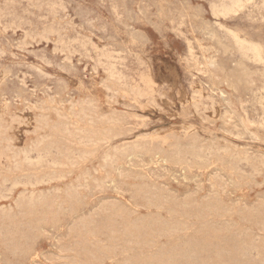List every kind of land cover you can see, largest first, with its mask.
<instances>
[{"label":"rangeland","instance_id":"rangeland-1","mask_svg":"<svg viewBox=\"0 0 264 264\" xmlns=\"http://www.w3.org/2000/svg\"><path fill=\"white\" fill-rule=\"evenodd\" d=\"M235 1L0 0V264H264V0Z\"/></svg>","mask_w":264,"mask_h":264},{"label":"bare ground","instance_id":"bare-ground-1","mask_svg":"<svg viewBox=\"0 0 264 264\" xmlns=\"http://www.w3.org/2000/svg\"><path fill=\"white\" fill-rule=\"evenodd\" d=\"M234 1H235V0H234ZM236 1H237V0H236ZM236 1H235V2H236ZM238 1H239V0H238ZM229 2H230V1H229ZM232 2H233V1H232ZM239 2H241V1H239ZM246 2H247V1H246ZM246 2L244 1V2H243V5H244V3H246ZM248 2H249V0H248ZM262 2H263V1H262ZM223 4H224V3H223ZM225 4H226L225 7H227V2H225ZM235 4H236V3H235ZM54 5H55V4H54ZM213 5H214V2H213ZM213 5H212V6H213ZM215 5H216V3H215ZM217 5H218V4H217ZM236 5H237V4H236ZM230 6L232 7V5H230ZM230 6H229V7H230ZM234 6H235V5H234ZM234 6H233V7H234ZM238 6H239V5H238ZM214 7L217 8V10H218V7H217V6H214ZM220 7H221V9H224V8H225L224 5H223V7H224V8H223V7L221 6V4H220ZM235 7H237V6H235ZM242 7H245V6H241V7H239V8H242ZM212 8H213V7H212ZM221 9H220V11H221ZM230 9H231V8H229V10H230ZM233 9H234V8H233ZM214 10H215V9H214ZM217 10H216V13H215V14H216V15H219V14L217 13V12H219V10H218V11H217ZM225 10H227V9H225ZM225 10H224V11L222 10V13H220V14H221V15L224 14V13H225ZM229 10H228V11H229ZM238 10H239V9H238ZM212 11H213V9H212ZM228 11H226V12H228ZM223 12H224V13H223ZM9 14H10V13H9ZM213 14H214V13H213ZM215 14H214V15H215ZM228 14H230V12H229ZM228 14H226V16H228ZM231 14H233V12H232ZM221 15H220V16H221ZM224 16H225V14H224ZM224 16H223V17H224ZM39 18H40V17H39ZM88 20H89V19H88ZM87 23H88V22H87ZM12 26H13V25H12ZM49 31H50V30H49ZM227 32H228V30H227ZM232 32H233V31H232ZM234 33H235V32H234ZM48 34H49V33H48ZM91 34H92V33H91ZM226 34H227V33H226ZM229 34H230V32H229ZM231 34H232V33H231ZM39 35H40V34H39ZM234 35H235V34H234ZM234 35H233V36H234ZM231 36H232V35H231ZM42 37H44V36H42ZM226 37H227V36H226ZM235 37H236V36H235ZM235 37H234V39H235ZM237 37H238V35H237ZM224 38H225V37H224ZM224 38H223V39H224ZM238 38H240V37H238ZM23 39H24V38H23ZM230 40L232 41V40H233V37H232V39H230ZM230 40H229V41H230ZM245 40H246V39H245ZM68 41H69V40H68ZM234 41L237 43L236 40H234ZM239 41H240V40H238V43H239ZM242 41H243V38H242ZM74 42H76V41H74ZM240 42H241V41H240ZM245 42L248 43L249 41H245ZM242 43H243V42H242ZM242 43H239V44L242 45ZM234 44H235V43H234ZM244 44H246V43H244ZM250 44H251V43H250ZM250 44H249V45H250ZM253 44H254V43L252 42V45H253ZM249 45H246V46H245L246 49H249V48H250ZM235 46H236V45H235ZM237 46H238V45H237ZM247 46H248V47H247ZM258 46H259V45H258ZM103 47H104V46H103ZM238 47H239V46H238ZM251 47H252V46H251ZM255 47L257 48V46H255ZM240 48H241V46H240ZM260 48H261V47H260ZM262 48H263V47H262ZM262 48H261V49H262ZM238 49H239V48H238ZM246 49H245V50H246ZM250 49H252V48H250ZM261 49H259V51H260ZM239 50H240V49H239ZM26 51H27V50H26ZM52 51H53V50H52ZM241 51H242V53H243L244 50L241 49ZM257 51H258L257 49H254V50H253V52H254V54L257 56V58H261V57H258V56H259V53H258ZM261 51H263V50H261ZM261 51H260V52H261ZM61 52H62V51H61ZM250 52H251V50H250ZM250 52H248V53H250ZM244 54H247V53L244 52V53L241 54V55H244ZM262 55H264V53H262ZM66 56H67V55H66ZM246 56H247V55H246ZM246 56H245V57H246ZM253 56H254V55H253ZM249 57L251 58V56H249ZM254 57H255V56H254ZM215 58H216V57H215ZM255 59H256V58H255ZM262 59H263V58H262ZM67 60H68V59H67ZM245 60H246V59H245ZM248 60H249V58H248ZM248 60H246V61H248ZM252 60H253V59H252ZM252 60H251V61H252ZM249 61H250V60H249ZM256 61H257V59H256ZM261 61H262V60H261ZM261 61L259 60V62H261ZM254 62H255V61H254ZM259 62H258V63H259ZM252 63H253V62H252ZM111 65H112V64H111ZM110 68H111V67H110ZM60 69H62V68H60ZM202 70H204V69H202ZM263 70H264V69H263ZM257 71H258V70H257ZM206 73H207V72H206ZM210 73H211V71H210ZM259 73H260V72H259ZM45 74H46V73H45ZM211 75H212V74H211ZM47 76H48V75H47ZM110 76H111V75H110ZM114 76H115V75H114ZM262 76H263V78H264V75H262ZM111 77H112V76H111ZM260 77H261V75H260ZM261 78H262V77H261ZM117 81H118V80H117ZM149 82H150V81H149ZM129 87H130V86H129ZM263 87H264V85H263ZM145 88H146V87H145ZM149 88H150V87H149ZM148 90H149V89H148ZM233 90H234V89H233ZM262 90H263V88H262ZM151 91H152V90H151ZM250 91H252V90H250ZM256 91H257V89H256ZM138 92H139V91H138ZM201 92H202V91H201ZM219 92H220V91H219ZM260 92H261V91H259V95H260ZM263 92H264V91H262V93H263ZM140 93H141V92H140ZM145 93H147V92H145ZM145 93H144V95H145ZM202 93H203V92H202ZM254 93H256V92H254ZM257 93H258V92H257ZM257 93H256V94H257ZM137 94L139 95V93H137ZM142 94H143V92H142ZM151 94H152V93H151ZM200 94H201V93H200ZM250 94H251V93H250ZM140 95H141V94H140ZM146 95H147V94H146ZM202 95H203V94H202ZM148 96H149V95H148ZM198 96L202 98L201 95H198ZM254 96H255V94H254ZM260 96H261V95H260ZM206 97H208V95L205 96V98H206ZM219 97H220V95H219ZM221 97H222V96H221ZM261 97H262V96H261ZM261 97H259V98L261 99ZM201 98H199V99H201ZM203 98H204V97H203ZM208 98L210 99V97H208ZM211 98H213V97H211ZM235 98H236V97H235ZM255 98H256V97H255ZM86 99H87V98H86ZM239 99H240V98H239ZM251 99H252V96H251ZM251 99H250V101H251ZM257 99H258V98H257ZM193 100H194V99H193ZM185 101H186V100H185ZM195 101H196V99H195ZM200 101H201V100H199V102H200ZM211 101H214V100L212 99ZM211 101H210V102H211ZM240 101H241V100H240ZM246 101H248V100H246ZM253 101H254V100H253ZM256 101H257V100H256ZM259 101H260V100H259ZM261 101H263V100H261ZM261 101H260V102H261ZM82 102H83V101H82ZM85 102H86V101H85ZM199 102H198V103H199ZM260 102H258V103L261 105ZM184 103H185V102H184ZM198 103H197V106H198ZM207 103H209V102H207ZM212 103H213V102H212ZM212 103H210V105L213 106ZM247 103H248V102H247ZM256 103H257V102H256ZM199 104H200V103H199ZM254 104H255V103H254ZM254 104H252V105H254ZM73 105H74V104H73ZM79 105H80V104H79ZM192 105H193V104H192ZM195 105H196V104H194L193 106H195ZM202 105H203V104H202ZM202 105H201V106H202ZM205 105H206V104H205ZM245 105H246V104H245ZM250 105H251V102H250ZM255 105H256V104H255ZM255 105H254V106H255ZM203 106H204V105H203ZM206 106H207V105H206ZM206 106H204V107H206ZM212 106H211V107H212ZM242 106H243V105H242ZM246 106H247V105H246ZM90 107H91V106H90ZM204 107H203V108H204ZM240 107H241V106H240ZM244 107H245V106H244ZM262 107H263V105H262ZM262 107H261V108H262ZM128 108H129V107H128ZM196 108H197V107H195V109H196ZM198 108H199V107H198ZM203 108H202V109H203ZM212 108H213V107H212ZM263 108H264V107H263ZM75 109H76V108H75ZM204 109H205V108H204ZM241 109H242V108H241ZM245 109H246V107H245ZM87 110H88V109H87ZM200 110H201V109H200ZM205 110H206V109H205ZM218 110H219V109H218ZM55 111H56V110H55ZM201 111L204 112L203 110H201ZM210 111H212V109H211ZM214 111H215V110H213L212 113H214ZM233 111H234V110H233ZM244 111H245L244 113L246 114V113H247L246 110H244ZM90 112H91V111H90ZM197 112L199 113L198 110H197ZM202 112H200V113H202ZM206 112H207V111H206ZM208 112H209V111H208ZM224 112H226V111H224ZM56 113H57V112H56ZM193 113H194V111H193ZM198 113H197V115H198ZM235 113H236V112H235ZM263 113H264V112H263ZM202 114H203V113H202ZM224 114H225V113H224ZM224 114H223V115H224ZM84 115H85V114H84ZM136 115H137V114H136ZM215 115H216V114H215ZM74 116H75V115H74ZM194 116H195V115H194ZM199 116H200V115H199ZM205 116H206V114H205ZM235 116H236V115H235ZM258 116H259V115H258ZM261 116H264V114H263V115L261 114ZM58 117H59V116H58ZM62 117H63V116H62ZM85 117H86V115H85ZM195 117H196V116H195ZM214 117H215V116H214ZM217 117H218V116H217ZM236 117H237V116H236ZM238 117H239V116H238ZM1 118H2V117H1ZM89 118H90V117H89ZM102 118H103V117H102ZM222 118H223V116H222ZM239 118H240V117H239ZM262 118H263V117H262ZM2 119H3V118H2ZM227 119H228V118H227ZM245 119H248V118H247V115H246ZM252 119H253V118H252ZM258 119H259V117H258ZM260 119H261V118H260ZM260 119H259V121H260ZM44 120H45V119H44ZM81 120H82V119H81ZM203 120H204V119H203ZM255 120H256V119H255ZM263 120H264V119H263ZM263 120H262V121H263ZM107 121H108V120H107ZM112 121H113V120H112ZM227 121H228V120H227ZM241 121H242V120H241ZM250 121H251V120H250ZM250 121H249V122H250ZM43 122H44V121H43ZM246 122H247V121H246ZM263 122H264V121H263ZM74 123H75V122H74ZM90 123H92V121H90ZM227 123H229V122H227ZM250 123H251V122H250ZM250 123H249V124H250ZM252 123H253V122H252ZM255 123H256V122H255ZM255 123H254V124H255ZM260 123H261V122H260ZM242 124H243V123H242ZM262 124L264 125V123H262ZM262 124L260 125V128H261ZM44 125H45V124H44ZM220 125H223V124H220ZM70 126H71V125H70ZM183 126H184V125H183ZM234 126L236 127L235 124H234ZM258 126H259V123H258ZM66 127H67V125H66ZM185 127H186V126H185ZM187 127H188V126H187ZM235 127H234V128H235ZM53 128H54V127H53ZM234 128H233V130H236V129H237V127H236V129H234ZM66 129H67V128H66ZM185 129H187V128H185ZM230 129H231V128H230ZM190 130H191V128H190ZM233 130H232V131H233ZM238 130H239V129H237L236 134H237ZM66 131H67V130H66ZM226 131H227V130H226ZM232 131L230 130V132H229V131H228V132L231 134ZM246 131H247V130H246ZM67 132H68V131H67ZM130 132H131V131H130ZM223 132H224V131H223ZM228 132H227V133H228ZM248 132H249V131H248ZM170 133H173V132H170ZM186 133H187V132H186ZM186 133H185V134H186ZM224 133H225V132H224ZM240 133H241V132H240ZM250 133H251V132H250ZM71 134H72V133H71ZM163 134H165V133H163ZM167 134H169V133H167ZM174 134L176 135L175 132H174ZM182 134H184V133H182ZM251 134H252V133H251ZM195 135H196V134H195ZM231 135H232V134H231ZM233 135H235V134H233ZM248 135H249V134H248ZM158 136H159V135H158ZM167 136H169V135H167ZM173 136H174V135H173ZM179 136H180V134H179ZM184 136H185V135H184ZM196 136H198V135H196ZM236 136H238V135H236ZM249 136H250V135H249ZM199 137H200V136H198V138H199ZM232 137H234V136H232ZM151 138H153V136H151ZM156 138H157V137H156ZM162 138H163V136H162ZM194 138H195V137H194ZM201 138H202V137H201ZM252 138H253V136H252ZM254 138H255V137H254ZM164 139H165V138H164ZM166 139H168V137H167ZM195 139H196V138H195ZM195 139H194V140H195ZM255 139H256V138H255ZM91 140H92V139H91ZM154 140H156V139H154ZM157 140H160L159 137H158ZM200 140H201V139H200ZM256 140H257V139H256ZM150 141H152V139H151ZM160 141H161V140H160ZM162 141L164 142V140H162ZM165 141H166V140H165ZM197 141H199V139H197ZM205 141H206V140H205ZM223 141H224V139H223ZM41 142H42V141H41ZM89 142H90V141H89ZM156 142H157V141H156ZM166 142H167V141H166ZM194 142H195V141H194ZM213 142H214V141H213ZM86 143H87V142H86ZM160 143H162V142H160ZM190 143H191V142H190ZM200 143H202V142L200 141ZM211 143H212V141H211ZM135 144H136V143H135ZM151 144H152V143H151ZM187 144H188V143H187ZM198 144H199V142H198ZM213 144H214L213 146H215V143H213ZM148 145H149V144H148ZM179 145H180V144H179ZM189 145H191V144H189ZM201 145H202V144H201ZM210 145H211V144H210ZM234 145H235V144H234ZM84 146H85V145H84ZM181 146H182V145H181ZM191 146H192V145H191ZM191 146H190V147H191ZM208 146H209V145H208ZM211 146H212V145H211ZM211 146H210V147H211ZM125 147H126V146H125ZM187 147H188V146H187ZM192 147H194V145H193ZM196 147H197V146H196ZM215 147H217V146H215ZM121 148H123V147H121ZM137 148H138V147H137ZM198 148H199V146H198ZM201 148H202V146H201ZM208 148H209V147H208ZM208 148H207V149H208ZM218 148H219V147H218ZM226 148H227V147H226ZM52 149H53V148H52ZM207 149H206V151H207ZM212 149H213V148H212ZM223 149H224V148H223ZM229 149H230V148H229ZM229 149H227V151H228ZM163 150H164V148H163ZM201 150H202V149H201ZM209 150H210V149H209ZM230 150H231V149H230ZM113 151H114V150H113ZM161 151H162V150H161ZM170 151H171V150H170ZM199 151H200V150H199ZM202 151H203V150H202ZM210 151H212V150H210ZM210 151H207V152L209 153ZM216 151H217V153H218V149H217ZM227 151H226V152H227ZM200 152H201V151H200ZM56 153H57V152H56ZM155 153H156V152H155ZM169 153H170V152H169ZM215 153H216V152H215ZM219 153H220V152H219ZM236 153H237V152H236ZM64 154H65V152H64ZM80 154H81V153H80ZM80 154H79V155H80ZM82 154H83V153H82ZM82 154H81V156H82ZM84 154H85V153H84ZM84 154H83V155H84ZM185 154H186V153H185ZM205 154H206V153H204V155H205ZM245 154H246V153H245ZM88 155H89V153H88ZM210 155H211V154H209L208 156H210ZM233 155H234V153H233ZM236 155H238V154H236ZM253 155H254V154H253ZM61 156H62V155H61ZM162 156H163V155H162ZM175 156H176V155H175ZM197 156H198V155H197ZM39 157H40V156H39ZM103 157L106 158V156H103ZM156 157H158V155H157ZM177 157H178V156H177ZM230 157H231V156H230ZM236 157H237V156H236ZM239 157H240V156H239ZM239 157H238V158H239ZM245 157H246V156H245ZM64 158H65V157H64ZM83 158H84V157H83ZM105 158H102V159H104V163H105ZM112 158H113V157H112ZM128 158H129V157H128ZM158 158H159V157H158ZM200 158H201V157H200ZM233 158H235V157L233 156ZM263 158H264V156H263ZM12 159H13V158H12ZM25 159H26V158H25ZM194 159H196V157H195ZM197 159H199V157H198ZM208 159H209V158H208ZM239 159H241V158H239ZM243 159H244V158H243ZM259 159H261V157H260ZM28 160H29V158H28ZM34 160H35V159H34ZM202 160H203V159H202ZM245 160H246V158H245ZM30 161H31V160H30ZM32 161H33V160H32ZM39 161H40V160H39ZM164 161H165V160H164ZM189 161H190V160H189ZM206 161H207V163L209 162L208 160H205V162H206ZM227 161H228V160H227ZM240 161L242 162V159H241ZM247 161H248V160H247ZM247 161H246V162H247ZM29 163H30V162H29ZM37 163H38V162H37ZM110 163H111V162H110ZM209 163H210V162H209ZM209 163H208V164H209ZM233 163H234V162H233ZM14 164H15V163H14ZM263 164H264V163H263ZM105 165H106V164H105ZM234 165H235V164H234ZM250 165H251V164H250ZM237 166H238V165H237ZM262 166H263V165H262ZM103 167H104V166H103ZM103 167H102V168H103ZM255 167H256V166H255ZM102 168H101V169H102ZM105 168H106V167H105ZM237 169H238V168H237ZM252 169H253V168H252ZM241 171H244V170H241ZM258 171H259V170H258ZM222 172H223V171H222ZM86 173H87V172H86ZM249 174H250V173H249ZM217 175H218V174H217ZM242 175H243V174H242ZM45 176H46V175H45ZM251 176H253V175H251ZM82 177H83V176H82ZM42 178H43V177H42ZM55 178H56V177H55ZM57 179H58V178H57ZM171 179H172V178H171ZM236 179H237V178H236ZM52 180H53V179H52ZM95 180H96V178H95ZM193 180H194V179H193ZM50 181H51V180H50ZM77 181H78V180H77ZM93 181H94V179H93ZM5 182H6V181H5ZM16 182H17V181H16ZM30 182H31V181H30ZM101 182H102V181H101ZM105 182H106V181H105ZM38 183H39V182H38ZM45 183H46V182H45ZM95 183H96V182H95ZM23 184H24V183H23ZM87 184H88V183H87ZM103 184H104V183H103ZM111 184H112V182H111ZM98 185H99V184H98ZM12 186H13V185H12ZM14 186H15V185H14ZM14 186H13V187H14ZM32 186H33V185H32ZM97 187H98V186H97ZM99 187H100V186H99ZM2 188H3V187H2ZM9 188H10V187H9ZM85 188H86V187H85ZM100 188H101V187H100ZM114 189H115V188H114ZM72 190H73V189H72ZM65 191H67V190H65ZM40 192L42 193V191H40ZM5 193H6V192H5ZM214 193H215V191H214ZM100 194H101V193H100ZM19 196H21V195H19ZM1 197H2V196H1ZM3 197H4V196H3ZM3 197H2V198H3ZM31 197H32V196H31ZM24 198H25V197H24ZM6 199H7V198H6ZM37 199H38V198H37ZM15 200H16V199H15ZM261 200H262V199H261ZM22 201H23V200H22ZM29 201H30V200H29ZM31 202H32V201H31ZM58 207H59V206H58ZM1 208H2V207H1ZM4 208H5V207H4ZM244 208H245V207H244ZM64 209H65V208H64ZM3 211H4V210H3ZM1 214H3V213H1ZM9 215H10V214H9ZM79 221H80V220H79ZM222 222H223V221H222ZM205 223H206V222H205ZM233 224H234V222H233ZM233 224H232V225H233ZM224 226H225V225H224ZM225 228H226V227H225ZM227 231H228V230H227ZM236 231H237V230H236ZM242 233H243V232H242ZM234 234H235V233H234ZM245 234H246V233H245ZM240 238H241V237H240ZM252 241H253V240H252ZM245 243H246V242H245ZM216 249H217V248H216ZM8 251H9V250H8ZM219 251H220V250H219ZM221 252H222V251H221ZM217 253H218V252H217ZM223 253H224V252H223ZM255 254H256V253H255ZM252 255H253V253H252ZM55 263H56V262H55Z\"/></svg>","mask_w":264,"mask_h":264}]
</instances>
